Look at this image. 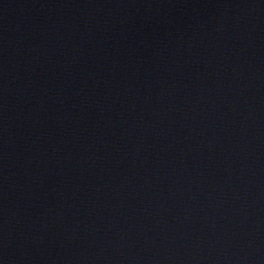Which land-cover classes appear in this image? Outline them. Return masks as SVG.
<instances>
[{"label": "water", "instance_id": "water-1", "mask_svg": "<svg viewBox=\"0 0 264 264\" xmlns=\"http://www.w3.org/2000/svg\"><path fill=\"white\" fill-rule=\"evenodd\" d=\"M0 264H264V0H0Z\"/></svg>", "mask_w": 264, "mask_h": 264}]
</instances>
